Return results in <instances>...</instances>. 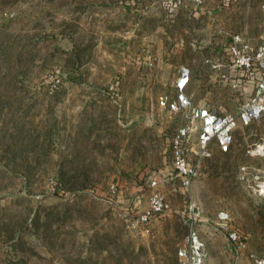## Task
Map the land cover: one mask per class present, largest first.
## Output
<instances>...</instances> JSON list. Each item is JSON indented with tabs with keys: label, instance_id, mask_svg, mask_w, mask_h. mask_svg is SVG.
I'll use <instances>...</instances> for the list:
<instances>
[{
	"label": "rangeland",
	"instance_id": "374dc122",
	"mask_svg": "<svg viewBox=\"0 0 264 264\" xmlns=\"http://www.w3.org/2000/svg\"><path fill=\"white\" fill-rule=\"evenodd\" d=\"M232 34L262 40L264 0H0V264H177L192 231L204 264L264 257V112L183 188L171 136L195 163L199 123L158 102L185 65L193 105L235 113Z\"/></svg>",
	"mask_w": 264,
	"mask_h": 264
},
{
	"label": "built area",
	"instance_id": "2783aa9c",
	"mask_svg": "<svg viewBox=\"0 0 264 264\" xmlns=\"http://www.w3.org/2000/svg\"><path fill=\"white\" fill-rule=\"evenodd\" d=\"M174 5L176 4L174 3ZM261 39L254 45L244 42L239 34L230 35L229 62L234 66L235 72L224 74V81L228 82L232 88H238L245 84L253 87L251 96L238 107L235 113H216L210 108L193 105L190 96L186 93L190 71L185 65L179 67L178 75L174 80L175 99L168 102L165 97H159V105L174 111L180 110L184 112L186 118L197 120L199 123V126L196 127L198 130L195 163L188 156V140L190 132L193 130L192 126L184 124L171 136L174 176L183 188L190 187L199 169L200 161L212 156L214 145L221 152L229 151L237 129L262 116L264 112V36ZM150 184L154 186L156 180H152ZM167 207L164 198L158 192L153 191L149 198V207L141 218L146 220L153 214L165 211ZM227 220L228 213L219 212L215 223L223 227ZM227 236L232 243L240 240V233L233 228L227 230ZM187 246V248H181L178 251L177 264H204L202 243L198 241L194 231L189 235ZM252 257L255 264H264L263 256L252 255Z\"/></svg>",
	"mask_w": 264,
	"mask_h": 264
}]
</instances>
